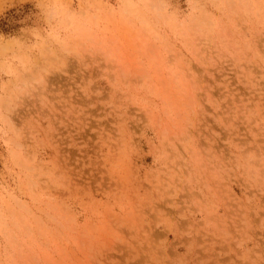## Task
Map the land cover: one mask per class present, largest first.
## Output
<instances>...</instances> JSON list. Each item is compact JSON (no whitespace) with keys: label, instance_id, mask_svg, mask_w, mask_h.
Returning <instances> with one entry per match:
<instances>
[{"label":"rangeland","instance_id":"rangeland-1","mask_svg":"<svg viewBox=\"0 0 264 264\" xmlns=\"http://www.w3.org/2000/svg\"><path fill=\"white\" fill-rule=\"evenodd\" d=\"M0 26V264H264V0Z\"/></svg>","mask_w":264,"mask_h":264},{"label":"trees","instance_id":"trees-1","mask_svg":"<svg viewBox=\"0 0 264 264\" xmlns=\"http://www.w3.org/2000/svg\"><path fill=\"white\" fill-rule=\"evenodd\" d=\"M0 31L6 32L7 30L4 28H1V26H0Z\"/></svg>","mask_w":264,"mask_h":264}]
</instances>
